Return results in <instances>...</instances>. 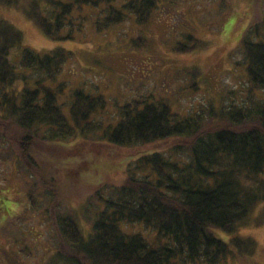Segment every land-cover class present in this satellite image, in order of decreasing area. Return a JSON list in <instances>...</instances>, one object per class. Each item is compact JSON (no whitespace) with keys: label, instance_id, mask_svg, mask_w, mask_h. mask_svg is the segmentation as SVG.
Listing matches in <instances>:
<instances>
[{"label":"trees","instance_id":"1","mask_svg":"<svg viewBox=\"0 0 264 264\" xmlns=\"http://www.w3.org/2000/svg\"><path fill=\"white\" fill-rule=\"evenodd\" d=\"M172 1L22 0V5L19 0H0V6L21 8L45 36L64 40L74 38L73 12L82 5L99 9L104 25L110 26L132 16L139 23L148 22L161 3ZM225 2L219 12L227 9ZM262 3L255 0L254 16L240 41L245 74L261 94L240 104L227 103L223 96L220 105H215L212 98L207 117L196 110L175 113L163 100L148 101L141 108L123 106L119 122L97 137L95 149L106 141L110 143L107 148H121L171 136L183 138L184 144L170 154L139 155L116 186L104 184L81 194L73 192L81 180L59 185L52 171H42V165L54 163L51 146L74 150L76 144L85 142L81 137L79 141L71 138L98 128L91 116L105 106L106 99L76 90L66 114L59 103L65 86L55 84L71 53L64 48L41 53L23 47V31L0 18V141L8 146L0 151V162L12 163L26 179L31 203L37 187L49 188L54 197L55 214L50 209L44 215L53 217L58 245L41 264H224L230 256L256 252V239L241 232L264 225V206L259 219L250 217L264 201ZM187 38L189 42H177L174 51L208 47L206 40L194 34ZM72 164L77 168L81 161ZM72 164H67L71 171ZM33 180L39 185H31ZM63 196L71 204L82 201L84 213L80 215L77 208L68 215L58 214ZM134 223L155 230L157 241L151 244L142 233L128 230ZM220 232L230 238L225 240Z\"/></svg>","mask_w":264,"mask_h":264},{"label":"rangeland","instance_id":"2","mask_svg":"<svg viewBox=\"0 0 264 264\" xmlns=\"http://www.w3.org/2000/svg\"><path fill=\"white\" fill-rule=\"evenodd\" d=\"M261 1L264 8V0ZM223 2L174 0L161 3L148 22L139 23L132 16L110 26L104 25L99 9L82 5L73 12L74 38L64 40L45 36L21 8L0 6V18L23 31V47L41 53L64 48L71 53L55 84L65 86L64 93L59 94V103L66 114L76 90L100 94L106 99L105 106L99 107L91 116L98 128L71 138L79 141L81 137L85 141L72 147L74 150L61 145L51 146L53 151L48 152L54 155V163H44L42 171L47 174L52 171L59 185L67 181L77 184L81 180L78 189H73L78 194L104 184L114 187L123 180L127 170L135 166L139 155L153 151L170 154L184 144L183 138L171 136L121 148H107L110 143L106 141L96 150L93 143L110 125L119 122L123 106L138 104L141 108L148 101L158 103L163 100L175 113L189 114L196 110L207 117L212 98L215 105H220L223 96L227 103L240 104L249 96L261 94L260 90L255 92L245 74L240 46L245 28L254 16L255 0H226L227 9L219 12ZM19 3L24 4L22 0ZM189 34L206 40L208 47L174 51L177 42H189ZM14 60L20 68L19 57L15 56ZM5 148H8L7 144L0 141V151ZM76 161L81 164L73 168L72 162ZM67 164H72L73 171ZM18 172L12 163L0 162V264H41L58 245L53 217L44 215L50 209L55 214L54 197L49 188L37 187L32 192L31 203L26 196V179ZM34 183L39 185L31 181V185ZM107 194L105 191L104 195ZM59 203L58 214L68 215L77 208L80 215L84 213L82 201L71 204L63 196ZM263 206L264 201L250 215L251 220L259 219ZM81 221L85 223L82 216ZM128 230L142 233L151 244L157 241V232L143 223H134ZM241 233L256 239V252L230 256L224 264H264V225ZM220 235L225 240L230 238L226 232H220Z\"/></svg>","mask_w":264,"mask_h":264}]
</instances>
